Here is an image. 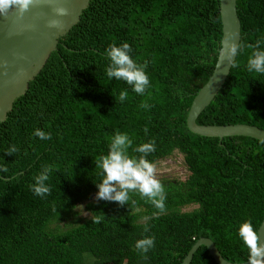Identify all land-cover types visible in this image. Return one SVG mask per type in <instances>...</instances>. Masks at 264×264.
Returning a JSON list of instances; mask_svg holds the SVG:
<instances>
[{"label":"trees","instance_id":"1","mask_svg":"<svg viewBox=\"0 0 264 264\" xmlns=\"http://www.w3.org/2000/svg\"><path fill=\"white\" fill-rule=\"evenodd\" d=\"M235 7L239 42L264 41V0H236ZM220 37L218 0L88 1L0 121V165L8 168L0 171V264H181L202 237L225 261H248L238 229L248 218L254 226L264 219V143L244 136L219 141L185 125L192 98L212 73ZM124 42L135 60L148 61L151 87L144 96L106 75L107 48ZM251 51L235 58L196 124L264 130V74L247 70ZM142 102L151 107L142 109ZM38 128L52 139L36 137ZM117 130L134 147L155 139L148 157L154 163L181 154L185 179L159 178L167 189L164 214L153 216L157 210L138 195L140 212L96 200L102 176L94 161L107 154ZM12 145L20 151L8 156ZM45 165L55 167L51 195L41 198L29 185ZM81 204L85 218L75 211ZM188 205L195 208L181 211ZM101 212L106 218L93 223ZM153 234L156 245L145 259L135 243ZM189 264L216 263L199 246Z\"/></svg>","mask_w":264,"mask_h":264},{"label":"clouds","instance_id":"2","mask_svg":"<svg viewBox=\"0 0 264 264\" xmlns=\"http://www.w3.org/2000/svg\"><path fill=\"white\" fill-rule=\"evenodd\" d=\"M52 7L56 17L68 16L69 10L58 3V0H46ZM42 0H0V16L8 17L13 13L20 19L29 13L33 8L39 6ZM29 27H34L29 25ZM48 27L51 29H61L63 22L61 19H50ZM264 41L257 40L256 43L247 44L236 43V38L232 37L230 42L226 41L220 49L221 63H227L230 66H237L235 58L247 47L252 49L247 60V70L258 74H264V48L261 45ZM106 55L110 61L105 69L109 79L123 80L129 85L132 92L144 96L151 87L150 75L147 72L148 61L138 62L133 58V48L127 42L117 46L110 44L106 50ZM129 93L128 90H122L119 93L118 100L123 103ZM142 109H148L151 105L146 102L140 104ZM147 133V127L144 129ZM34 135L41 140H51V133L41 129H36ZM134 141L127 132L117 130L110 138L107 154L99 155L95 158V165L100 169L102 180L96 184L98 193L96 200L116 202L121 207L128 205L131 212L135 210L140 212L137 201L133 199L138 195L146 204H151L157 211L153 216L164 214L167 211V189L157 177V166L149 160L151 153L156 151V140L151 139L146 143L133 146ZM131 150V151H130ZM20 149L12 145L6 151V155L13 156ZM54 165H45L38 175L34 177V183L29 185L31 191L41 198L51 195V187L47 183ZM0 171L7 172V165H0ZM55 211V208L53 209ZM105 214L95 213L92 221L95 224L101 223L105 219ZM151 217L143 216L144 221ZM148 228H145V232ZM264 231V225L254 226L251 218L246 219L239 225L238 235L248 249V264H264V240L261 233ZM156 245L155 234L145 236L135 243L136 249L144 254L147 259V253L154 249Z\"/></svg>","mask_w":264,"mask_h":264},{"label":"water","instance_id":"3","mask_svg":"<svg viewBox=\"0 0 264 264\" xmlns=\"http://www.w3.org/2000/svg\"><path fill=\"white\" fill-rule=\"evenodd\" d=\"M89 0H58L69 10L66 17H56L52 7L42 3L25 14L23 19L14 12L8 17L0 16V121L5 119L12 101L22 95L28 82L39 72L49 54L56 49L58 38L63 36L75 24L81 10ZM236 0H218V12L221 24V37L217 58L205 84L197 91L189 105L185 125L189 132L202 137H215L220 141L223 137L244 136L264 143V130L256 126L234 124L224 126L198 125L195 120L203 109L213 100L229 72L230 65L221 63L220 49L232 37L236 43L240 39V25L236 15ZM50 19H61L63 27L59 30L48 27ZM33 25L34 27H29ZM264 225V219L260 223ZM259 225V226H260ZM264 240V231L261 233ZM199 246H204L216 264H248L225 261L208 238H199L191 246L181 261L189 264L193 253Z\"/></svg>","mask_w":264,"mask_h":264},{"label":"rangeland","instance_id":"4","mask_svg":"<svg viewBox=\"0 0 264 264\" xmlns=\"http://www.w3.org/2000/svg\"><path fill=\"white\" fill-rule=\"evenodd\" d=\"M157 177L165 179H175L182 181L187 176L188 172L183 163L182 156L178 152H173L170 156L157 161ZM195 208V205H188L181 209V211H190ZM77 217L85 218L88 216V213L83 209V204L78 205L75 209ZM63 221H60L61 225Z\"/></svg>","mask_w":264,"mask_h":264}]
</instances>
